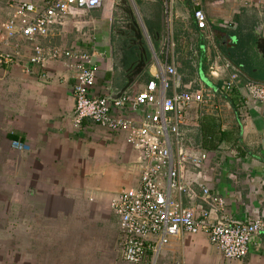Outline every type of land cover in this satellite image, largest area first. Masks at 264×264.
<instances>
[{
	"label": "crops",
	"instance_id": "0c3cea01",
	"mask_svg": "<svg viewBox=\"0 0 264 264\" xmlns=\"http://www.w3.org/2000/svg\"><path fill=\"white\" fill-rule=\"evenodd\" d=\"M14 1L18 0H0V23L10 17ZM202 1L208 17L205 31L197 29L189 0H174L171 35L165 0H103L101 8L89 12L71 9L49 37L37 43L93 54L99 68L93 94L117 99L128 83L126 70L138 62V47L127 30L131 22L127 14L132 12L142 31L148 65L123 96L135 97L150 82L158 84L157 76L166 65L176 67L182 84L179 91L207 94L222 88L235 72L244 81L263 84L247 72L264 73V58L254 43L259 36L264 38V17L258 24L260 32L248 37L236 29L241 8L246 7L241 0L211 2L212 6L216 1H222L217 5L232 3L234 19L222 26L207 12L208 0ZM228 31L236 36H226ZM240 35L248 44L243 51L246 66L230 60L219 45L235 44ZM170 36L173 46L168 51ZM25 44L22 52L27 59L34 45ZM213 64L229 69L212 78ZM46 72L43 78L38 67L31 73L19 66L0 69V215L6 209L8 214L20 215L19 221L0 222V264H78V248L84 246L89 257L94 252L89 247L97 242L116 247L120 264H127L122 258L123 235L110 204L122 192L140 187L143 169L138 153L127 144L124 132H111L88 120L75 129L72 74L61 66ZM173 92L171 87L166 96ZM147 110L126 107L123 114L138 120ZM186 116L182 132L188 146L209 154L204 183L225 202L223 214L213 217L264 221V105L240 87L229 96L216 94L210 105L196 106ZM199 178L194 172L186 174L185 183L194 189L195 197H183L184 207L196 216L202 208L209 210L194 184ZM62 224L68 236L61 233ZM150 243L159 244V237H151ZM101 245L95 253L102 258ZM155 258L148 253V262ZM157 264H264V234L252 239L242 261H227L204 234L169 237Z\"/></svg>",
	"mask_w": 264,
	"mask_h": 264
},
{
	"label": "built area",
	"instance_id": "2783aa9c",
	"mask_svg": "<svg viewBox=\"0 0 264 264\" xmlns=\"http://www.w3.org/2000/svg\"><path fill=\"white\" fill-rule=\"evenodd\" d=\"M193 7V19L200 31L208 28V17L202 0H189ZM245 5L255 9L264 8V0H244ZM216 1L215 4H221ZM103 0H44L35 4L28 0L11 3L12 12L7 21L0 23V69L19 66L26 73L33 67L41 69L47 78V69L61 66L72 74L75 110L73 127L80 129L84 121L111 132L126 133L127 144L138 153L142 165L141 183L138 189L122 192L110 204L118 218L123 235L122 258L127 264H157L161 247L169 237L183 234H204L227 261H242L247 255L252 239L264 234V221L241 223L222 215L224 200L212 193L204 183L203 170L209 154L201 147H189L182 127L187 125L186 114L194 107L211 104L216 94H234L240 87L249 97L264 105V85L244 83L239 73H232L222 88L209 90L179 91L182 88L174 65H166L164 73L157 76L158 84L150 82L135 97L122 96L114 99L97 97L93 90L97 83L99 68L93 54L63 47H45L38 39L47 38L55 25L62 22L71 9L89 12L101 8ZM174 0H165V16L168 35H171ZM34 45L26 59L22 50L25 43ZM173 44L168 39L167 50ZM26 60V63L25 61ZM228 65L210 66V76L219 78ZM228 71V70H227ZM173 87V95L166 96ZM147 108L141 119L124 116L123 109ZM200 175L196 184L201 199L209 210L202 208L201 215L184 207L183 197H195L194 189L185 183L186 174ZM151 237H159V244H151ZM151 252L154 260L148 262Z\"/></svg>",
	"mask_w": 264,
	"mask_h": 264
},
{
	"label": "rangeland",
	"instance_id": "374dc122",
	"mask_svg": "<svg viewBox=\"0 0 264 264\" xmlns=\"http://www.w3.org/2000/svg\"><path fill=\"white\" fill-rule=\"evenodd\" d=\"M40 1V0H39ZM213 0H208L207 1V5H206V9L207 12L211 15V17L213 19H216L217 24H219L220 26H222L223 24L226 23V21L228 20H232L234 19V15L231 12V8H232V3L231 2H225L224 5H216V6H212L211 2ZM32 2H34L36 4L35 0H32ZM241 2L243 4H245L244 0H241ZM241 22L238 20L239 22V27L236 26L237 30L241 31L240 33L244 34L245 36H250V33H252L253 31L255 32V30H258V32H260V27H258V24H261V19L264 17V10L262 9H255V8H251V7H245L241 8ZM260 13H263L262 16L260 15ZM251 17V18H247V21L244 20L245 17ZM243 23H248L247 27H244L246 25H244ZM231 24H227L225 25V27L227 28H232ZM241 46H244L246 43V46L248 45L246 42V37H243L241 39ZM262 60L260 59L259 63H261ZM6 213H3L0 215V222H7V221H16L20 219V215L19 214H14V213H10L8 214L9 210L6 209ZM17 218V219H16ZM62 221H64L62 219ZM65 223V222H62ZM66 226L68 225V223H65ZM62 224V231L61 233H67V230H65L66 228H64V225ZM65 230V231H64ZM66 236H68L66 234ZM82 238H85L83 235H80ZM63 238V237H62ZM100 240V239H97ZM97 242V241H96ZM97 242V244H93V247H89L91 251L93 252V255L88 254L89 257H87L85 255V247L81 246L80 248H78V253L80 254V260L81 262L78 264H120L119 262V258H118V254L116 251V247L111 246L110 243L107 244V246H102L101 243ZM99 245H101L100 247L102 248L101 250H104V254L103 257L101 258V256L99 255V252L95 253V251H98ZM65 252V251H64ZM86 257V259L84 260V258ZM93 258V261H92Z\"/></svg>",
	"mask_w": 264,
	"mask_h": 264
},
{
	"label": "water",
	"instance_id": "95a60500",
	"mask_svg": "<svg viewBox=\"0 0 264 264\" xmlns=\"http://www.w3.org/2000/svg\"><path fill=\"white\" fill-rule=\"evenodd\" d=\"M128 13L129 14H127V15L130 18L131 22L127 26V30L133 34L132 35V44L138 47L139 54L137 55L138 62L133 63L126 70V72L128 74V76H127L128 83L124 87V89L121 91L118 98H121L124 95V93L130 88V86L135 82V80L143 74V72L145 71V69L148 65L146 50H145L144 45H143L142 31L139 28V25L136 22L133 13L132 12H128ZM256 46H257L259 53L264 58V38L259 36V38H257V41H256Z\"/></svg>",
	"mask_w": 264,
	"mask_h": 264
},
{
	"label": "trees",
	"instance_id": "16d2710c",
	"mask_svg": "<svg viewBox=\"0 0 264 264\" xmlns=\"http://www.w3.org/2000/svg\"><path fill=\"white\" fill-rule=\"evenodd\" d=\"M225 34V33H224ZM235 35L236 36V33L232 34L230 31L227 32L226 36H229L230 38ZM238 39H236V43L235 44H231L229 42H227V44H222L219 43L220 47H221V50L223 51V54H225L230 60H233L235 61V59L238 60V62H242V63H239V65H243V66H246L245 63H244V54L243 51L246 47V43L244 46H241V39L244 37L243 35H240V36H237ZM246 42H247V39H246ZM256 42V40L254 39V43ZM222 45V46H221ZM234 48H236V50H234ZM242 53H241V52ZM239 52V53H238ZM248 75H250V78L251 79H254L255 81H260L264 84V73H262L260 70L257 71L256 74H254V70H251L249 69V72H247ZM244 83H247L248 81H244Z\"/></svg>",
	"mask_w": 264,
	"mask_h": 264
}]
</instances>
